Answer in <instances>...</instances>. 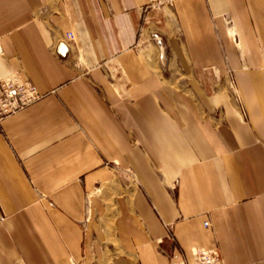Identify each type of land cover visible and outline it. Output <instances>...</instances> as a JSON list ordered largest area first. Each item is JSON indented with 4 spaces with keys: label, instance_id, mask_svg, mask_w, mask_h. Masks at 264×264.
Here are the masks:
<instances>
[{
    "label": "crops",
    "instance_id": "1",
    "mask_svg": "<svg viewBox=\"0 0 264 264\" xmlns=\"http://www.w3.org/2000/svg\"><path fill=\"white\" fill-rule=\"evenodd\" d=\"M0 46L42 94L0 123V264H264V0H0Z\"/></svg>",
    "mask_w": 264,
    "mask_h": 264
},
{
    "label": "built area",
    "instance_id": "2",
    "mask_svg": "<svg viewBox=\"0 0 264 264\" xmlns=\"http://www.w3.org/2000/svg\"><path fill=\"white\" fill-rule=\"evenodd\" d=\"M225 20L228 25H233L231 16H225ZM154 38L161 43V39L158 36L154 35ZM66 42L76 43L77 34L71 30L68 31L66 33ZM60 52L63 56L66 54V52ZM0 53H2L1 46ZM41 97L42 94L38 88L20 70L5 78H0V123L5 117L23 110ZM238 101L244 110L242 101ZM205 226H210L209 221L205 222ZM168 257L170 264H225L218 248H197L193 252V258L190 260L184 258L181 254L168 253Z\"/></svg>",
    "mask_w": 264,
    "mask_h": 264
},
{
    "label": "rangeland",
    "instance_id": "3",
    "mask_svg": "<svg viewBox=\"0 0 264 264\" xmlns=\"http://www.w3.org/2000/svg\"><path fill=\"white\" fill-rule=\"evenodd\" d=\"M169 52H170V50H169ZM167 66V65H166ZM168 67V66H167ZM165 75L167 76V77H171V78H173V73L171 72V71H169V70H166L165 71ZM174 77H177V78H180V77H182L181 76V73L180 74H178V73H176V75L174 76ZM176 78V79H177ZM233 94H234V97L237 99V100H240V98H239V96H238V94H237V92L235 91V90H233Z\"/></svg>",
    "mask_w": 264,
    "mask_h": 264
}]
</instances>
